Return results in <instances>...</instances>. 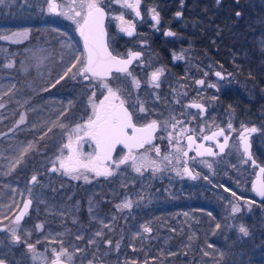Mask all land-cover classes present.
<instances>
[{
	"label": "flooded vegetation",
	"instance_id": "af4514ba",
	"mask_svg": "<svg viewBox=\"0 0 264 264\" xmlns=\"http://www.w3.org/2000/svg\"><path fill=\"white\" fill-rule=\"evenodd\" d=\"M56 3L60 5L58 0ZM106 3L104 1L100 5L104 6L108 12V41L113 52L124 58L130 51L141 53V56L134 60L129 68L134 78H123L115 85L109 83L108 86L125 100V106L132 113L135 124L144 126L152 120L157 121L159 128L154 135L152 145L145 146V149H148L147 152L145 149L136 150V155L144 154L149 159L156 160L160 164V170L153 171L149 168L142 170V174L134 173L135 171L123 174L126 170H132L129 164L120 165L119 168L113 165L110 180L104 181L105 176L98 177L95 173L88 172L87 175H90L93 180L89 185H84L82 181L74 182L69 175L65 174L59 167L58 160L56 166L47 169L41 165L45 160L43 158L39 172L33 175L37 178L35 182L32 178L28 180L23 175H2L0 167V260L7 264H50L53 259L52 249L60 251L63 246L68 253L73 254L72 264H124L127 260L141 259V254H129L132 248L128 249L127 245H144L148 253L143 256V259H146L147 254L150 253L149 260L166 258L167 261L172 262L179 250L177 247L182 245L185 246L184 254L187 257L194 256L193 251L198 246L199 256L205 257V252H208L207 256H210L214 252L227 257L230 261L226 262L232 263L238 240L242 242L244 240L246 245L254 243L264 245V198L256 195L252 188L253 183H250L252 168L257 171L259 165L264 166V162L257 157L258 155L264 157V150L261 151L264 148V141H262V147H258V144L252 141L253 135L251 136L252 154L259 165H253L252 160L248 164L241 162L238 151L231 150V140L237 135L236 131L229 132L228 146L223 153H219L216 142L204 141L203 137L223 127H214L200 136V132H203L200 128L206 121L208 106L199 98L188 99L187 102L189 109L198 114L194 115L195 119H190V123L197 121L198 127L197 125L194 127L177 125V128L173 130L171 125H164L172 113L171 105L168 103L173 100L172 93L177 89L175 86L180 84V89L184 88L185 93L186 88L183 85V79L176 75V71L171 70V66L162 62L152 64L150 59L158 52V49H163L170 54L172 65L180 60L187 61L188 57L183 49L170 45L179 37L177 27L182 13L180 12L181 15L177 16L176 12L175 18L173 15L168 16L157 10L159 23H156L152 19V2L140 0V15L137 16L131 9L136 19L132 18L129 21L134 25V34L128 36L125 32L114 29L113 24L109 22L110 9ZM36 15L37 9H29L28 20L24 21L23 27L26 26L29 33L34 34L35 37H46L48 39L46 44L54 46L61 32L62 20L56 19L60 15V9L51 13H47L45 8L41 9L38 13L39 17L37 16V20L41 22L38 27L31 25L35 20L32 18ZM9 17V13H0V35L7 32L8 28L12 29ZM168 32L174 35H166ZM152 70L161 72L156 82L159 87L148 80ZM119 75L125 74L114 71L107 81ZM198 79L205 81V78L199 77L196 83ZM134 80L139 82L138 87L133 83ZM84 82L89 92V109L83 123L91 115L89 103L91 93L95 91L93 99L97 103L106 94V90L99 86V81ZM145 94H152L154 103H147L144 99ZM192 102L205 104L206 110L190 107ZM141 105L145 109L144 112L139 111ZM175 112L179 120L183 117L189 119L184 108H177ZM181 128L186 130L178 135ZM168 131L173 132L171 143L168 139ZM259 132L258 128L257 133ZM188 135L195 137L191 150L187 148ZM217 138L220 141L224 140L223 136ZM177 140H179V147L183 151H188V157H182L179 162L176 160L178 154L174 151ZM200 142L206 147H213L218 155L205 154L197 157L196 145ZM154 146L160 148L159 157L156 156ZM54 150L51 149L47 156L57 159L61 151ZM82 151L83 153L93 152V144L87 138L82 141ZM125 154L127 149L117 146L113 153V160H119ZM165 155L171 157V163L162 160ZM205 162L211 163L212 167L209 168ZM184 166L188 167L196 179L188 175H177L176 170H182ZM57 168L62 171H58ZM52 181L55 184L52 192L54 194L53 211L40 201L43 198L49 199L46 196L48 191L43 187ZM36 183L38 188L30 193L29 185L34 186L37 185ZM127 197L130 198L132 207H118L126 202ZM14 198L18 199L20 204L16 207L6 206L7 203L13 202ZM29 199L32 201L30 208L17 225L15 218ZM236 204L241 207V211L232 213L231 208ZM251 204L252 206L249 207ZM131 217L133 223L128 222ZM217 224L220 228H216ZM240 225L247 229V236L239 232ZM127 227L133 234L138 232V236L127 238L125 236ZM145 227H150L152 231L145 232ZM12 228H15V236L19 239L13 236L10 231ZM49 229L56 232L54 243H47L46 231ZM98 232L100 235H97ZM238 234L241 236L240 239ZM147 235H151L152 238H147ZM108 241L111 243L109 244ZM29 245L33 247L30 248ZM77 249L79 251H76ZM37 254L40 255L37 256ZM61 259L65 260L64 257Z\"/></svg>",
	"mask_w": 264,
	"mask_h": 264
},
{
	"label": "trees",
	"instance_id": "16d2710c",
	"mask_svg": "<svg viewBox=\"0 0 264 264\" xmlns=\"http://www.w3.org/2000/svg\"><path fill=\"white\" fill-rule=\"evenodd\" d=\"M147 1L155 3L158 10L165 15H173L176 18V12L182 13L177 27L179 37L170 45L183 49L188 57L186 62L180 60L172 65L170 54L163 49H158L157 53L151 54L152 64L162 62L176 71V75L183 79L188 99L199 98L208 106L207 122L215 123V121L224 120L230 114L235 118L237 126H255L260 129V132H264V44H262L264 42V0H219V3L217 0ZM237 13L240 15L237 16ZM38 17L32 18L35 19L31 23L32 26L38 27L41 24L37 20ZM10 25L12 29L22 28L24 21L19 23L13 20ZM71 27L68 21L62 19V32L70 31ZM73 32L83 49L77 32L74 30ZM34 40L35 36L31 34L28 40L10 45L8 50H18L20 56ZM47 41L48 39L43 37V42ZM156 47L158 48L157 45ZM121 51L123 52L122 48ZM3 63L4 59L0 55V72L7 70L14 74L16 81L14 92L17 94L15 96L19 100L22 98L27 100L22 109L30 112L28 113L29 125L40 123L53 109H56L57 114L53 116L60 123H77L86 119L89 109V92L82 78L68 76L60 79L56 74L51 73L26 82L23 77H19L16 69L1 67ZM216 72L221 73L223 78L219 79L215 75ZM199 77L205 78L207 86L201 87L196 84V79ZM210 83H214L215 87H212ZM144 99L149 104L154 103L152 94H145ZM12 118L16 121L19 118L18 112L15 111ZM44 130L41 129L35 133L33 129H30L28 135L36 136L42 134ZM45 150L47 152L43 155L47 157L50 149L47 147ZM257 150L259 151V148ZM257 157L264 162V157L259 155ZM40 164L33 167L32 171L22 174L26 178L31 173L36 174ZM43 188L48 191L46 196L53 202L54 182H50ZM53 207L54 204L51 211ZM128 222L133 223L132 217ZM126 230V237H132L133 232H130L128 227ZM240 238L238 234V239ZM127 248L131 249V246L127 245ZM177 248L179 250L172 262L167 261L166 258L149 260L150 253L147 254L146 259H143V256L148 253L144 245L134 246L129 254H141V259H137L135 264H264V245L256 243L246 245L244 240L243 242L238 240L232 263L226 262L230 261L227 257L214 252H210V256L201 257L198 254V246L193 251L194 256L188 257L184 254L185 246L179 245Z\"/></svg>",
	"mask_w": 264,
	"mask_h": 264
},
{
	"label": "snow or ice",
	"instance_id": "6c2138e0",
	"mask_svg": "<svg viewBox=\"0 0 264 264\" xmlns=\"http://www.w3.org/2000/svg\"><path fill=\"white\" fill-rule=\"evenodd\" d=\"M2 2L3 0H0V3ZM217 2L219 3V0H217ZM139 3L140 0H123V7L132 9L135 14L139 16ZM64 7L66 10L61 12V14L68 16L69 19H73L77 23L79 34L83 37L84 41V52L82 54L83 60H81L80 56H75L73 62L63 71V75L60 76V79L72 73V78L80 77L84 81H99V86H102L106 90V94H104L103 99L99 100L97 103L93 99V97H95V91L91 93V97L89 98L91 115L86 122L77 124L68 134L67 142L62 146L61 155L57 157L59 167L64 170L65 174L72 176L74 179H80L83 176L86 180L88 178V172H93L98 177L112 175L113 165L119 168L120 165L129 164L135 172L141 174L142 170H147L149 168L153 171H159L160 164L157 163L156 160L149 159L148 156L144 154L139 156L136 155V150L145 149L146 145H152L154 135L159 128L157 121L152 120L143 127H137L133 123L132 113L125 106V100L121 98L117 91L113 90V88L109 87L106 83L107 79L114 71L116 73L131 76L129 65H131L134 60H137L141 56V53L130 51L126 54V58H119L109 51L105 40L106 32L104 28L106 13L104 7L100 5L99 0H67ZM59 8L60 5L56 3V0H48V12H57ZM77 8L79 10H76ZM152 12V19L156 21V23H159V13L156 12L155 9H152ZM176 15L180 16L181 13L177 12ZM236 15L239 16L240 13ZM117 19L121 21L120 30L125 32L128 36H132L134 34V25L126 21L123 15L117 17ZM166 35L171 36L174 35V33L168 32ZM262 44H264V42H262ZM77 65H79V67H77ZM11 66V64L8 65V67ZM37 67H39V62ZM73 69H76V71L73 72ZM160 75V71H154L151 74V81L156 87H159V84L156 82L159 80ZM216 76H221V73L217 72ZM57 83H59V80H57ZM133 83H135L137 87L139 86L138 81L134 80ZM197 83L202 85L204 81L200 80L197 81ZM212 87L215 86L212 85ZM190 107L203 110V105L201 104H191ZM139 111H145L142 105L139 107ZM23 119L24 118L21 117V122H23ZM179 123V121L172 123L171 128L175 130ZM60 126L63 127V125ZM227 128L234 131L230 122L227 124ZM48 130L51 131V128ZM185 130V128H181L178 135L183 134ZM201 131H203V129H201ZM257 131L258 129L256 127L248 128L242 126L237 147L242 149L241 154L244 158V163H248L252 159L250 152L251 145L247 134L256 133ZM167 135L171 143L173 132L168 131ZM218 136L224 137L223 143L216 141L219 153H223L229 141V136L225 135L224 128H220L211 135H205L203 139L216 140ZM85 138L93 144V152L87 155L82 151V141H85ZM187 141V148L191 150L195 143L194 135H188ZM117 146H123V148L127 149V154L123 155L119 160H113V153ZM31 147L32 145L28 144L27 147L21 150L15 164H19L21 160H23L25 153H27ZM64 149L67 150V155H63ZM147 151L148 149H145V152ZM154 151L156 156L159 157L160 148L154 146ZM174 151L178 154L176 156L177 162H179L182 157H188V151H183L179 147V140L176 141ZM205 154L209 156L218 155V153L213 151L212 147L205 148L203 144L196 145L195 155L198 157ZM193 159H195V157H193ZM162 160L171 163V157L169 155L163 156ZM252 164L255 165V161H252ZM207 166L209 168L212 167L211 163H207ZM53 170H55V168H53ZM176 171L177 175H188L192 179H196V176L192 174L187 166H184L182 170L177 169ZM259 173L261 175L257 177L252 188L258 196L264 198V167L259 168ZM36 180V176H33L32 181L35 182ZM233 195H235V193H233ZM31 203L32 201L30 199L24 203L23 210L15 218L17 225L27 212ZM118 207L131 208L132 202L130 200L126 201ZM240 211L241 207L238 204L233 205L231 208L232 213H239ZM216 228H220V225L217 224ZM10 231H12L16 239H19L18 236H15V228L10 229ZM144 231L151 232L152 229L150 227H145ZM239 232L244 236L248 235V231L243 225L239 226ZM97 235H100V233L98 232ZM108 243L110 244L111 241H108ZM29 247L32 248L33 246L29 245ZM117 247H119V245H117ZM209 247H211V245H209ZM76 251H79V249ZM52 253L53 259L50 261V264H72L73 254L68 253L67 249L63 246H61L60 251L53 248ZM39 255L40 254H37V256ZM204 255L207 256L209 253L205 252ZM61 257H64L65 260H62ZM0 264H3L2 260H0Z\"/></svg>",
	"mask_w": 264,
	"mask_h": 264
},
{
	"label": "rangeland",
	"instance_id": "374dc122",
	"mask_svg": "<svg viewBox=\"0 0 264 264\" xmlns=\"http://www.w3.org/2000/svg\"><path fill=\"white\" fill-rule=\"evenodd\" d=\"M60 3V15L57 16V20H68L71 23V30L60 32V35H58L57 44L53 45H47L46 42H43V37H35V40L33 43H31L28 47L25 48L24 53L19 56L18 50L10 51L8 48L10 45L13 44H20L24 41L28 40L30 38V33L26 26H22V28H16L11 29L8 28L7 32L0 35V42H2V45H0V55L2 56V59H4V63L1 65V67L5 69H16V73L19 74V77H23L26 82H31L36 78L47 76L51 73H54L57 75V77H60L63 75V71L66 69L67 66L71 62H73V58L75 56H80L81 60H83V52L84 50L81 48V45L77 39V37L74 35V31H76V27H78L77 23L73 19H69L68 16L62 15L61 12L65 11V3L67 0H58ZM105 0H99V3L102 4ZM47 3L48 0H3L2 3H0V13L4 14H10L9 22L12 23V21L16 22H23L27 19V13L29 9H37V15L41 11V9L45 8L46 12L47 10ZM110 9V19L109 22L113 24L114 29H117L118 31H121V21L117 19V17L123 15L124 19L126 21H131L132 18L136 19L135 16L132 15L131 9L123 7V0H111L106 3ZM153 8L157 12L158 9L155 7V3H152ZM151 9V13L153 14ZM76 10H79L78 8ZM134 13V12H133ZM7 57H10L7 59ZM38 58V59H37ZM39 62V67H37V64ZM11 64V67H8V65ZM79 67V65H77ZM6 71V72H4ZM3 72H0V167L2 168L1 174L2 175H23L25 172L32 171L33 167H36L40 164L41 160L45 158L43 164V167L50 169L52 166H56L57 159L56 157L53 158V156H44L43 153L47 152L45 148L49 147V149L54 151H61L62 146L64 143L67 142L68 134L71 132V130L77 125L82 124L83 122H77V123H70V122H64L60 123L59 121L55 120L54 116L57 115L55 113L56 109L50 110V113L45 116V118L40 121V123L36 124H28V113L29 111H26L22 109L24 105H26L25 101L22 98V100L15 95H17L14 91V87L16 86L15 83V77L14 74L7 72V70H4ZM76 69H73V72H75ZM159 71V70H152ZM151 72V74H152ZM131 73V76L125 74L124 76H116L112 80L106 81L107 84L112 83L116 84L120 79H127V78H134ZM217 73V72H216ZM216 75V74H215ZM69 77H72V73H69ZM65 76V77H68ZM219 78H223V75L218 76ZM78 78V77H76ZM151 81V76H149L148 79ZM197 81H200L199 79ZM153 83V82H152ZM201 87L203 85H206L205 81L204 84H199ZM211 86L214 85V83H210ZM180 84H177L175 89L173 91V100L169 102L168 104L171 105V114L168 116L167 121H165L164 125H171L172 122L175 123L176 121H179L180 123L177 124L178 126H196L198 127L199 123L196 121L194 123H190V119L193 118L194 115H198L194 112H192L191 108L187 106L188 97L186 96V93L184 91V88L180 89ZM207 86V85H206ZM182 90V91H181ZM172 103V104H170ZM18 110H17V109ZM177 108H184L186 110V117H183L182 120H179V117L175 114V110ZM18 112V119L15 121L13 120V115L15 114V111ZM54 114V116H53ZM21 117H23V122H21ZM58 117V116H57ZM175 118V119H173ZM231 123L233 126L234 131L237 132V135L231 140V150L238 151V158L243 162L242 157V150L238 148V137L242 130V126H237L235 123V118L230 114L227 115V118H224V120H219L214 122H207L204 121V125L202 123L203 132H200V136L204 135L205 133H208L214 127H223L225 128V135H228L230 131L227 128V124ZM55 125V126H53ZM60 125H63L61 127ZM46 126V127H45ZM195 129H198L196 128ZM51 128V131L48 129ZM30 129H33L35 133H38L39 130H44L42 134H37L36 136L33 135L32 137H29L28 132ZM201 131V130H200ZM19 135V136H18ZM252 141L256 144H258V147H262V141H264V132H259L252 136ZM3 144V145H2ZM28 144H31L32 147L28 150L27 153H25L23 160L19 164H15V161L19 158V154L21 150L24 147H27ZM49 150V151H50ZM264 148L261 149L263 151ZM48 151V153H49ZM52 152V151H51ZM67 152L66 149L63 150V155ZM92 152H85L84 154H90ZM53 158V159H52ZM52 159V161H50ZM249 163V162H248ZM245 163V164H248ZM130 167V166H129ZM131 168V167H130ZM58 171H60V168H57ZM253 171H251V180L250 183H253V178L255 176V168H252ZM62 171V170H61ZM135 170L132 168V170L124 171L123 174H129L133 173ZM23 173V174H22ZM36 173H38V170H36ZM137 173V172H134ZM35 173H31L28 176V180L33 177ZM25 176V175H23ZM74 182L82 181L84 185H89L93 178L90 175H87V180L83 178V176L80 179H74L72 176L69 175ZM102 179V178H101ZM111 178L109 176L103 177L104 181H108ZM97 180V179H96ZM39 181H37L38 183ZM36 183V184H37ZM126 183V182H125ZM39 184V183H38ZM37 185L30 184V193L36 188H38ZM29 193V194H30ZM130 198H125V201H129ZM42 204H45L49 206L50 208L53 206V202L49 199H40ZM19 200L14 198L13 202H9L6 204V206L10 207H16L18 206ZM252 206L249 205V207ZM52 210V209H51ZM127 230L125 229V236H126ZM138 233V232H137ZM136 232L133 234L131 238H136L138 236ZM137 235V236H136ZM56 232L53 229H49L46 231V239L47 243H54L56 239ZM147 238H152L151 235H147ZM46 243V244H47ZM134 246H131L133 248ZM136 260H127L124 262V264H135Z\"/></svg>",
	"mask_w": 264,
	"mask_h": 264
},
{
	"label": "water",
	"instance_id": "95a60500",
	"mask_svg": "<svg viewBox=\"0 0 264 264\" xmlns=\"http://www.w3.org/2000/svg\"><path fill=\"white\" fill-rule=\"evenodd\" d=\"M102 6V5H101ZM102 7H104V6H102ZM104 10H105V13H106V17H105V20H104V28H105V32H106V36H105V40H106V42H107V45H108V48H109V51H111L112 52V54L113 55H115V56H118L119 58H124V57H122V56H119V55H117L116 53H114L113 52V50L111 49V47H110V44H109V41H108V29H107V18H108V12H107V10H106V8L104 7ZM77 32H78V35H79V37H80V39H81V41H82V45H83V48H84V41H83V37H81L80 36V34H79V31H78V28H77ZM132 65V64H131ZM131 65H129V68H130V66ZM191 104H201V105H203V111H205L206 110V105L205 104H203V103H200V102H192ZM130 111V110H129ZM133 123L135 124V122L133 121ZM137 127H143V125L142 126H140V125H137V124H135ZM248 128H251V127H248ZM258 129V128H257ZM219 130V129H218ZM218 130H214V131H212L211 133H209V134H207V135H211L213 132H215V131H218ZM258 132V131H257ZM256 132V133H257ZM255 133H251V134H247L248 135V137H249V143H250V145H251V147H250V152H251V160L252 161H255V165H259V163H258V161L253 157V154H252V143H251V136L252 135H254ZM204 140V139H203ZM204 141H206V140H204ZM213 141H219L220 143H223V141H220L217 137H216V140H213ZM199 144H203L202 142H200V143H198L197 145H199ZM205 148H208V147H211V146H204ZM213 148V147H212ZM213 151H214V149H213ZM260 167H264L263 165H259L258 166V169H257V171H256V176L254 177V181H253V183L257 180V177L258 176H260L261 174L259 173V168ZM256 195H257V193H256ZM258 196V195H257ZM259 198H261L260 196H258ZM30 208V205H29V207H28V209ZM23 210V207H22V209H21V211ZM28 211V210H27ZM20 214V213H19ZM3 264H7L6 262H4L3 261Z\"/></svg>",
	"mask_w": 264,
	"mask_h": 264
}]
</instances>
